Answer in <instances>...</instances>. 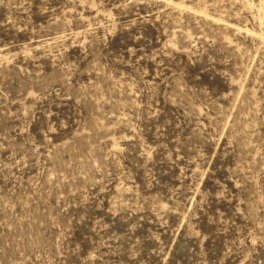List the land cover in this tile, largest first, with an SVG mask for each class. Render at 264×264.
Listing matches in <instances>:
<instances>
[{"label": "rangeland", "instance_id": "374dc122", "mask_svg": "<svg viewBox=\"0 0 264 264\" xmlns=\"http://www.w3.org/2000/svg\"><path fill=\"white\" fill-rule=\"evenodd\" d=\"M0 264H264V0H0Z\"/></svg>", "mask_w": 264, "mask_h": 264}]
</instances>
